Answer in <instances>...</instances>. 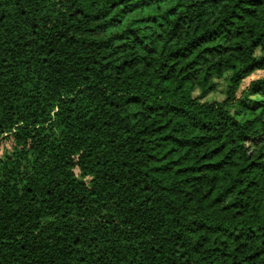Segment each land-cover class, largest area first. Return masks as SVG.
<instances>
[{
	"label": "trees",
	"instance_id": "16d2710c",
	"mask_svg": "<svg viewBox=\"0 0 264 264\" xmlns=\"http://www.w3.org/2000/svg\"><path fill=\"white\" fill-rule=\"evenodd\" d=\"M2 142L0 264H264V0H0Z\"/></svg>",
	"mask_w": 264,
	"mask_h": 264
},
{
	"label": "rangeland",
	"instance_id": "374dc122",
	"mask_svg": "<svg viewBox=\"0 0 264 264\" xmlns=\"http://www.w3.org/2000/svg\"><path fill=\"white\" fill-rule=\"evenodd\" d=\"M224 87H225L224 80H223V79H220V80H219V89L217 90V92L209 94V95L206 97V99H209V100H210V99L217 100V99H221V98H223V96H224V95H223ZM4 145H7V146H8V144H6V142H2V143L0 144V154H1V152H2V149H3Z\"/></svg>",
	"mask_w": 264,
	"mask_h": 264
}]
</instances>
